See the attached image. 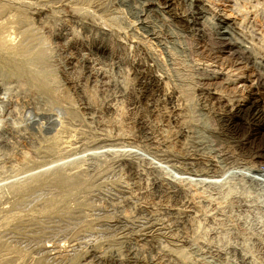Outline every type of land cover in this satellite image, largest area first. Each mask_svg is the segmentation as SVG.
Listing matches in <instances>:
<instances>
[{
  "label": "rangeland",
  "instance_id": "1",
  "mask_svg": "<svg viewBox=\"0 0 264 264\" xmlns=\"http://www.w3.org/2000/svg\"><path fill=\"white\" fill-rule=\"evenodd\" d=\"M196 1L0 0V264H264V0Z\"/></svg>",
  "mask_w": 264,
  "mask_h": 264
},
{
  "label": "bare ground",
  "instance_id": "2",
  "mask_svg": "<svg viewBox=\"0 0 264 264\" xmlns=\"http://www.w3.org/2000/svg\"><path fill=\"white\" fill-rule=\"evenodd\" d=\"M204 0H197L196 2H197V7H198V9H197V11H194L195 9H196V7L194 8V10H193V14H194V12H195V19L194 20H199L201 17H203L204 16V14H205V11L207 10L206 9V7H205V4H204V2H203ZM203 2V3H202ZM209 2V1H208ZM170 5V4H169ZM236 5V4H235ZM166 6H168V5H166ZM195 6V5H194ZM211 6V5H210ZM212 7V6H211ZM3 9V8H2ZM174 9V8H173ZM210 10V9H209ZM207 12V11H206ZM1 13V12H0ZM193 14H192V16H193ZM223 14V13H222ZM256 14V13H255ZM176 16V15H175ZM231 16V15H230ZM12 18V17H11ZM19 18V17H18ZM206 18V17H205ZM13 19H14V17H13ZM17 19V18H16ZM204 19V18H203ZM22 20V19H21ZM182 21V20H181ZM14 22V21H13ZM191 22V21H190ZM198 22V21H197ZM186 23V22H185ZM192 23V22H191ZM15 24V23H14ZM199 24H200V22H199ZM1 25V24H0ZM191 25V24H190ZM197 25H198V23H197ZM12 26V25H11ZM11 26H10V29H11ZM14 26V25H13ZM230 26V25H229ZM1 27V26H0ZM197 27V26H196ZM4 28V27H3ZM13 28V27H12ZM204 28V27H203ZM228 28V27H227ZM189 29H190V27H189ZM200 29V28H199ZM1 30V29H0ZM3 30V29H2ZM2 30H1V32H2ZM1 32H0V34H1ZM5 32V31H4ZM6 33V32H5ZM217 33V32H216ZM4 34V33H3ZM11 34H9V36H10ZM13 35V34H12ZM217 35V34H216ZM224 35V34H223ZM1 36V35H0ZM2 36H5V35H2ZM1 36V37H2ZM7 36V35H6ZM218 36V35H217ZM0 37V38H1ZM8 37V36H7ZM11 37V36H10ZM224 37H226V36H224ZM9 38V37H8ZM11 38H13V37H11ZM3 39V37L1 38V40ZM5 37H4V40L3 41H5ZM14 39V38H13ZM223 40V39H222ZM224 40H225V38H224ZM223 40V41H224ZM9 41L10 40H8V41H6L8 44H9ZM225 41H227V40H225ZM234 41V40H233ZM5 42V45L7 44ZM222 42V41H221ZM1 43V42H0ZM236 43V42H235ZM234 43V44H235ZM13 44V43H12ZM237 44V43H236ZM235 44V45H236ZM0 45H3V43L2 44H0ZM4 46V45H3ZM9 46V45H8ZM7 46V47H8ZM225 46V45H224ZM228 46V45H227ZM237 47L239 46V45H236ZM241 46V45H240ZM103 47V46H102ZM229 47V46H228ZM235 47V46H234ZM233 47V48H234ZM245 47V46H244ZM250 47V46H249ZM2 48V47H1ZM11 48V47H10ZM230 49H231V47H229ZM240 48H242V47H240ZM239 48V49H240ZM229 49V50H230ZM251 49V48H250ZM245 50H248V49H245ZM252 50V49H251ZM18 51V50H17ZM219 51V50H218ZM235 51H238L236 48H235ZM244 51V50H243ZM249 51V50H248ZM242 52V51H241ZM253 53V52H252ZM246 54H247V52H246ZM249 54V53H248ZM256 54V53H255ZM231 55V54H230ZM254 56V55H253ZM248 57V56H247ZM259 57V56H258ZM249 58V57H248ZM256 58V57H255ZM240 59V58H239ZM250 59V58H249ZM254 60V59H253ZM258 60V59H257ZM262 62V61H261ZM247 63V62H246ZM260 63V62H259ZM248 65V64H247ZM255 65V64H254ZM207 66V65H206ZM209 66V65H208ZM246 66V65H245ZM260 69V68H259ZM239 71V70H238ZM262 71V70H261ZM209 72V71H208ZM227 72V71H226ZM258 72V71H257ZM263 74V73H262ZM239 75V74H238ZM243 75H244V73H243ZM246 75V74H245ZM260 76H261V73H260ZM223 77V76H222ZM248 77V76H247ZM262 77V76H261ZM238 79V78H237ZM236 80V79H235ZM243 80V79H242ZM229 81V80H228ZM232 81V80H231ZM240 81V80H239ZM239 81H237L238 83H240ZM256 81V80H255ZM258 81V80H257ZM262 82V81H261ZM221 83V82H220ZM257 83H259V82H257ZM241 84V83H240ZM252 84V83H251ZM264 84V83H263ZM206 86V85H205ZM239 86V85H238ZM233 87V86H232ZM247 88V87H246ZM235 89V88H234ZM7 91V90H6ZM5 91H3V89L2 88H0V101L1 100H6V98H5V93H4ZM251 92V91H250ZM262 92V91H261ZM254 93V92H253ZM8 98V97H7ZM152 98V97H151ZM255 99V98H254ZM248 100V99H247ZM4 102V101H3ZM237 102V101H236ZM1 103H2V101H1ZM5 103H6V101H5ZM4 103V104H5ZM262 104V103H261ZM2 105V104H1ZM8 105V104H7ZM260 101H258V100H251L250 102H249V104L247 105V107H246V109H245V111L247 110V109H249L250 111L251 110H253L254 112H256V114L254 115V116H256L255 118H256V121L257 122H264V112L263 111H261V109L259 108L260 106ZM229 106V105H228ZM236 106V105H235ZM2 107V106H1ZM0 107V108H1ZM262 107H264L263 105H262ZM3 108V107H2ZM2 110V109H1ZM9 110V109H8ZM7 110V111H8ZM264 110V109H263ZM4 111H6L5 110V108H4ZM2 112V111H1ZM0 112V114L2 115V113ZM4 113V112H3ZM238 113V112H237ZM240 113H241V109H240ZM4 115V114H3ZM236 115H239V114H236ZM249 115V114H248ZM250 116V115H249ZM222 117V116H221ZM240 117V116H239ZM251 117V116H250ZM231 118V117H230ZM260 123L261 125L262 124H264V123ZM29 124V123H28ZM24 125H27V124H24ZM259 125V124H258ZM2 126V125H1ZM7 127H9V126H7ZM13 127V126H12ZM29 127V126H28ZM263 127V126H262ZM1 128V127H0ZM4 128H5V125H4ZM2 129H3V127H2ZM25 129V128H24ZM26 129H28V131H29V128H26ZM25 129V130H26ZM5 130H7V131H9L8 129H4V130H2V132L3 131H5ZM1 131V130H0ZM6 132V131H5ZM263 136H264V134H262ZM3 137V136H2ZM1 137V138H2ZM256 138V137H255ZM262 155V154H261ZM259 156V157H263V156ZM258 156V155H257ZM264 158V157H263ZM141 221V220H140ZM146 222V221H145ZM144 224V223H143ZM148 227V226H147ZM151 234H153V233H151ZM145 236V235H144ZM144 241V240H143ZM122 256V255H121ZM119 258V257H118ZM136 264H148L145 260H140V259H135V261H134Z\"/></svg>",
  "mask_w": 264,
  "mask_h": 264
}]
</instances>
